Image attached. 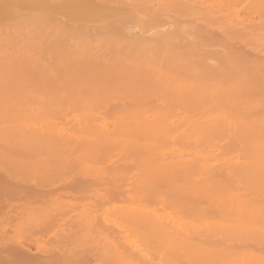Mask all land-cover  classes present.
Masks as SVG:
<instances>
[{
  "label": "rangeland",
  "instance_id": "374dc122",
  "mask_svg": "<svg viewBox=\"0 0 264 264\" xmlns=\"http://www.w3.org/2000/svg\"><path fill=\"white\" fill-rule=\"evenodd\" d=\"M195 1L197 2V0ZM200 1L198 0L199 4L202 3ZM207 1L213 3V0ZM249 1L251 0H241L240 4L242 5ZM191 2L193 7L194 1L190 0L189 4ZM196 2L195 6L198 4V2L197 4ZM197 6L200 7V5ZM200 8H203L204 11L206 9L204 8V6H201ZM254 9L255 8H253V10L251 9V13L248 12L249 14L243 12H240V14H242V16L244 15L243 17L245 18L253 17L252 12L254 11ZM139 13H141V11ZM253 15L254 17H258L255 12H253ZM130 17L131 18L128 19L126 18L127 20L119 17L118 20L117 18H114L113 21H111L112 19H109L110 21H102L100 23L95 22V24H91L69 20L64 17L62 18V16L59 14L50 16L49 20L38 22H30L31 20L26 21L25 14L11 17L10 15H0V65L2 64L1 66L3 67V64H7V66L11 64L9 68H12V64L21 65V67L26 65L23 69L28 70H26V72L24 73L22 69V74L20 73L21 75L19 77L18 71L20 70H17L16 72L18 73V76L16 75L15 71H12L13 69L17 68V66L14 65L13 67L15 68H13L10 72L11 74L12 72H14L13 74L19 78H15L14 76L13 78L9 77V79H5V77L7 76H5L4 74V79H0V124L2 125L0 128V167L4 166L5 164V166L8 167L9 165V167H11L12 175L10 174V170L8 171L9 174L4 173L5 176H7L6 179H8V181L16 182L15 178H17L18 175L20 176V178L24 177L21 180L23 184H27H25V190L23 189L25 187H23L22 189L20 188L21 191L20 189L15 191V194H17L18 196L20 195L21 197H25H22L20 199V196L18 197L17 195H15L17 196L14 198L15 201H17L18 198L21 202H25L26 200L30 201L29 198L33 200L34 196L39 193L40 195L45 194V196H47V199L45 197L46 201L41 199L43 200L42 203L45 204L48 201V197L50 198L54 194V192H52L53 187H55L54 190L57 191L56 186H60V188H62V190H60L63 192L58 190L59 194H65L66 192V195H68V193H75V189H72V187L69 188L68 186L64 185L65 188L63 190L64 186H62L61 184H66L67 182L69 183L70 181H72V179H88L94 181L97 178H101L103 174L101 170L103 168V164L105 162H108V160L106 161L105 159L108 156L106 155L102 157L99 155H95V157L90 159L85 157L84 153L78 152L77 148L91 146L90 144L88 145L86 143L84 145V143H81L80 140H85V136L92 138L95 135L93 132L95 131V125L99 124L106 116L108 117V115L116 114V112L98 111V99L102 100H100L101 105L104 104V102L105 104H108L106 106H110L111 103H117L120 106H124L126 104L131 105L130 103L137 104L141 102L143 105L145 104L144 102H146V98H144V96L139 93L138 89H135L138 88V86H133L132 82H135V84L137 82L138 84L139 82L143 83V81L145 82L146 80H149L148 82H152L154 80L153 83L155 81L156 83L160 82L158 83L159 85L157 84L158 86H163L162 84H164V88H161L160 86V88L158 87V89H161V91L163 90V93L170 96L171 100L173 98L172 96L179 97V99H174H177V103H175L176 105L179 104L178 100L180 101V97L185 98L187 94L186 92L188 89H186L185 87H187L188 85H186V83H191L188 87L195 92L196 87L200 88L201 86L202 88H200V91L198 90L197 92H202L204 88L205 91L203 92H206V94L202 95L204 101L207 100V95H210V98L208 97L207 102L205 101V103L203 104H200L199 102L200 105L196 103L192 106L193 108H189V104L186 108L185 105L189 103V100L190 103H194L192 102L194 100L191 101V98L189 97V95H187L190 99L188 100L186 97V101L188 100V102H185V105L183 103L179 104L180 107L178 108L177 105L176 111L168 112L172 113L173 115L170 117V120H172L173 123L175 122L177 124V127H171L176 130L173 133V140H176V147H179V150L181 152L179 153V155L183 157L182 159L185 163H194L196 162L195 160L199 157L200 162H202L203 164L215 168L220 166L218 170L221 171V169L223 168V166H221L223 160L221 159V157H217V155L221 152L222 148L234 146L235 149L237 147L243 149L247 148L248 146H252L258 149L257 153L259 151L260 153L256 155V158L251 156V153L247 154V156L249 155L253 158L241 159L249 162V165L243 167L244 172L241 175L229 177L233 178V181L226 177V175H218L219 173L213 174V171L205 170L204 168H200L199 166H193L194 168H198L199 170L194 171L192 174L186 175L129 174L127 175V178L129 179L121 181V185H118L117 183L116 186H119L118 188L116 187L117 189H113L112 183L108 181H105L107 183H104V185L101 183L96 184L98 189L105 190V195H107L108 198L110 197V199L105 197V199L107 198L108 200L105 201L103 207H101L102 211L103 209L107 211L111 209L120 212L118 218L115 215V220L119 219L122 224L125 223L124 225L128 226L129 228L132 225L133 228L134 224L136 223V225L143 224L148 226L147 219H149V215L157 212L160 214L161 220L158 218H154V220L158 219L159 222L158 220H155L156 223H153V229H156L158 227V229L161 230L159 231L157 229L158 233L160 232L161 237L162 235L163 237L157 243L153 242V245H150V243H148V240L144 238L142 231L140 233L139 230V234L137 233V231L135 232L134 229L132 232L130 230L131 234L134 232L133 236L128 233L132 236H128L131 238V240L128 237L126 238L127 240H113L110 237H104L106 241H102V239L104 240V238L100 240L99 238H96L94 236L96 240H91L98 243L97 239H99V243L101 242L103 244V248L112 246L115 249L111 254L109 251H102L101 254L98 253V255H93V252L87 253L88 257L93 260L91 261L93 262L91 264H100L102 259L109 262V259L112 260V258L117 257L123 259L122 257L127 258L131 255L141 256L139 253L143 251L145 252V250L148 252L150 247L156 248L154 251H151L153 249L152 248L150 250V254H147L148 257H152L154 259H158L159 257L164 258V256H166L164 253L165 250L166 252L170 250V252H167L169 253L167 255H170L172 251L175 252L172 253V256L170 255L171 257H176V255H179L181 257L182 251L186 252L189 248V251L194 250L191 249V247L197 249L199 244H204V248L207 247V245H211H209L210 237L206 235H204V237L201 236L203 239L198 238L197 240H191L189 238L182 237L181 235L183 234L179 232V227H183L188 231H191V229L195 227V221L198 217L203 218L208 216L205 215L206 211L213 212L231 210L230 212H233L232 210H234V212H236L238 209V212H240L241 209L238 208L237 205L241 202L246 201L245 203H248L253 199L259 201L262 200V202H264V181H260V179H264V140L260 136V134L264 132V129L260 125L256 124L254 127H252L253 118L264 120V106H255L254 102L248 100L249 97L243 98L242 101H236L235 103H231L223 99L221 93H219L220 91H216L218 89L215 86L217 85V83L225 81V78L222 75L223 72L218 69L221 63L224 64L225 60L221 58H215L214 56H209L208 58L201 54L195 55L193 57L191 56V54L186 52L185 47L174 48L161 42L162 36L165 34V32L169 31L167 29V25L169 26V23L166 20L163 21L155 18L147 19V17L138 14ZM23 19L24 22H22ZM199 22L200 25L201 21L199 20ZM196 23L198 24V22ZM153 49H157L158 51L163 52L165 51V54H161L162 56H160V52L146 56L145 61L147 63H149V61L154 62L152 63L154 67L161 68V70H158V72L157 70L148 72L149 70L145 71V68L142 67L139 68L142 70H138V64L136 65V62L132 61L133 59L131 60L132 63L130 62L131 57H125L128 58L127 62L124 61L125 58L123 60H121L122 58L119 60L114 59L113 62H111V65L113 66L110 65V67H112L111 73L99 72V70H102V68H98L97 65L99 67L100 64L101 67L106 66V64H98L99 62H102L100 60H98L99 62H94L93 68L85 66L88 65L91 67V64L93 65V63H89L88 61L89 59L90 61H95L91 58H94L93 53L96 51H99L101 53V56H111V52L118 53L123 50V52H125V50L144 52ZM148 57L150 58V60L148 59L149 61H147ZM195 58L203 59L202 63L207 61L208 65H212L213 67L217 68L218 71L210 65L209 66L212 68L214 73L211 72L209 68L205 69L203 68V66L198 67L200 66L198 64L200 62L196 61ZM152 60H155L157 62ZM194 61L196 63H194ZM152 64H150V66ZM28 65L31 67H28ZM7 66L4 67H6L9 72L11 68L8 69ZM42 66H46L47 69H44ZM190 66L193 67L194 72L190 71L192 70L189 69ZM39 67L43 69L42 72L44 74H38L39 72H41L39 70H42L39 69ZM48 67H57L52 68L54 70H57L58 67H61V70L59 69L58 71L49 74L52 72V69L51 72H46L50 70L48 69ZM62 67H67V69L64 70L62 69ZM175 67H177L178 72H176L177 70L175 69ZM180 67L181 69L184 68L185 71L183 70L182 72V70L178 69ZM194 67L196 68L194 69ZM31 68L33 72V69H35L34 73L37 72L36 69L39 72L37 74H33V72H30ZM173 68L175 70H172ZM159 71L161 72L160 77ZM10 82L11 84H9ZM112 82L119 83V86H106V84H111ZM175 82L177 84H175ZM250 82L253 89H257V87L264 88V84H262L258 80H252ZM192 83H194L196 87H193ZM175 85H177L176 90H174ZM203 86L209 88L207 89L208 93L205 89L206 87ZM158 89H155L153 91H157ZM174 91L176 94H174ZM211 93L213 94V96ZM195 98L197 99V94ZM170 99L168 100L170 101ZM168 102L166 103V105H172L175 101H173L171 104ZM181 105H183L184 107H182ZM157 113V111H149L147 113H145V111H140L139 114H143L146 116L131 123L132 129H137L136 132L140 134V138H147L149 136L146 135H153V133H148L153 130L152 126L154 125V122L156 120L154 116ZM204 114L211 115L212 117H210L209 119L201 118L200 115L202 116ZM83 116H88V118L84 119ZM21 118L25 120V123L29 122V126H31V124L32 126L28 127L26 125V127L23 129H21V127L19 128ZM201 120L203 121V123ZM202 124L204 125V127H208L209 124V127L212 128V131H210L208 127L210 135L201 134L200 136V132H198L196 138L193 134L192 137L196 139L194 140L190 136V134H188V131H192L197 129L198 127H202ZM59 127L62 128L58 129ZM108 127L111 128L112 126L108 124ZM193 127H195V129H193ZM38 129L43 131L38 132ZM200 129L198 128L197 130L199 131ZM202 129L201 131L205 130ZM58 130H61L65 134L67 133V136H70H66V138L62 139V141H57L56 137L58 136V134L55 137L54 133ZM87 133L89 134L87 135ZM59 140H61L60 137ZM200 145H209V148L211 147L212 150H207L206 152H204V150H202V146ZM57 147H60V149H62L58 151L56 150ZM237 157L238 155L236 154V152H233L231 154L232 160L236 159ZM53 162L54 164H56L55 162H62V164L74 163L75 165L82 164L83 162H90L92 165H95V168L98 167V164L99 167L96 170L92 169L89 172H84L81 169V171H79V169L77 171L76 167H74L76 168V170L72 169V166V168L64 169V171L62 170V172L52 176V178H50V176V180L48 181L52 182L51 185H47V183H49L47 181L45 184V181L41 180V177V179L38 178L43 174L42 172H44V168H41L42 172H38L41 173V175L39 174L37 178L34 177L36 168L35 170H33L30 169L32 168L30 166H34L37 163H43L44 165L45 163ZM102 162L103 164H101ZM254 162H257L258 164L254 165ZM65 166H67V164H65ZM31 170L33 171L31 172ZM31 173L33 176H31ZM38 173L36 172V174ZM13 174L16 176L15 178L13 177ZM20 174H22V177ZM28 174H30L31 177H29ZM20 178H17L16 180H18L19 182ZM166 178H180L181 180H163ZM52 179H54V183ZM41 181H43L44 183H41ZM32 182H35L36 184H38L39 182V185H36L35 183L34 185ZM47 188L52 189L49 190ZM112 190L115 191L119 196H123L126 198L127 196H131L130 200L131 198L134 200L127 202L126 199H123L125 202L122 200V203L126 205L121 204V206H123L119 207L120 205L117 204V206L114 208L113 205L118 203V201L120 200L116 201V198H111ZM20 201L18 202L16 207L22 208L20 206ZM20 208H16L17 210L10 209L7 213L9 214V212H11V215L16 217V213L20 212L19 210H21ZM23 208V212L28 209L25 208V210H23ZM63 210L66 214H63V212H61L63 215L60 214L62 217L59 216V218H56L57 220L55 219L56 222L59 220L57 223L55 222V224L50 223L52 222L53 218H51L50 222L47 221V217L49 216L50 218V215L45 218L41 217L40 222L35 223V225L33 226L40 227L39 225H41L42 227L40 228H44L46 225L50 226V228H39V231L35 230L36 236L27 234L25 235V237L24 235H21L25 238L22 237L21 239V236H19V240L17 241L16 234L13 235V237H16H11V235L15 233L14 230L12 232L13 228L11 229V227H9L10 224L8 225V228L6 226V230L8 231L6 232V234L9 233L10 236L7 235V237H9L7 239H3V237H1L2 239L0 238V243H4L2 245L9 244L11 242L16 243L17 245L19 243L18 247L23 248H20L21 250L19 249V251L21 252H18V250H0V264H46L47 261L45 258H47L52 253V245L50 244L52 238L60 235L63 236V233H67V235L70 234L71 237L73 236V238L79 239L78 237L81 236L80 232H82L83 234L84 227L81 228V223V226L79 225V223H72V217H76L78 214H76L75 212L78 211L73 210L72 212V210L70 211L69 209L68 212V209H66V211L69 213V215H67L68 213L65 211V209ZM259 210L260 209H258V211H256L255 209L252 211L246 210V212L248 211L251 214H255L256 212H259ZM12 211H16V213ZM243 212H245V210L241 211V213ZM261 214H263V211ZM255 216H259L258 213ZM157 217L159 216L157 215ZM71 218L72 224L69 223V220ZM46 222L47 224H45ZM70 225H72V227H70ZM260 225L261 222L257 221L253 222L250 227H260ZM65 226L68 227L66 228L68 229V231L63 228ZM147 226H144V229H146V231L148 230ZM93 228L94 227H92L90 231H92ZM94 229L95 231L97 230L96 228ZM61 230H63V233L61 232ZM258 230L256 229V232H241V234L238 232L231 233L229 232V230L228 232L232 235L228 236L227 239L225 238L220 241L221 243L223 241V244H226L225 241L229 240V243L226 246H224L225 244L223 245L220 244V242H217L218 244H220L218 246L215 241H213V244H215L216 247L218 246V248L220 249L221 246L223 248L227 247L226 249L228 250H231V248L232 250H238L242 246L244 247L246 245L247 250L254 251L258 255H264V234H260L263 233L261 231H259L258 234ZM143 231L146 232L145 230ZM6 234H4L3 236H5ZM242 234H245V237L242 236ZM28 235L30 236V239ZM237 236H242L243 238H238ZM229 237L231 239H229ZM232 237L238 238L245 243H242L241 241L237 242V239L235 238L234 242V240H232ZM84 240H86V238ZM87 240L89 239L87 238ZM230 241H232L233 244H230ZM35 242H38V245ZM247 242H250L251 244ZM213 244L211 247L214 248ZM247 244L251 246H248ZM194 245L195 247H193ZM199 248L201 249V246ZM204 248L202 246V249ZM206 249H208V247ZM83 255L84 253L82 252H75L71 257H73V259L76 258V260H80L81 257L86 259L85 256L87 255H84V257ZM86 262H89L88 259ZM88 264H90V262Z\"/></svg>",
  "mask_w": 264,
  "mask_h": 264
},
{
  "label": "bare ground",
  "instance_id": "6f19581e",
  "mask_svg": "<svg viewBox=\"0 0 264 264\" xmlns=\"http://www.w3.org/2000/svg\"><path fill=\"white\" fill-rule=\"evenodd\" d=\"M189 1L190 0H0V15H10L11 17V16H17L20 14H25L26 21L31 20L30 22H33V21L38 22V21L49 20L50 16L59 14L62 16V18L64 17L69 20L79 21L82 23H91V24H95V22L100 23L102 21L106 22V21H110L111 19H112L111 21H113L114 18H117L118 20L119 17H122V19H126V18L128 19V18H131L130 16H135L136 14L145 16L147 17V19L155 18V19H160L163 21L166 20L169 23V26L167 25L168 27L167 29L169 31L165 32V34L162 36L161 42L167 44L168 46H172L174 48L185 47L186 52L191 54V56L193 57L195 55L201 54L208 58L209 56H214L215 58H221L225 60L224 64L221 63L220 66L218 67V69H220L223 72L222 75L224 76L225 81L219 82L215 86L218 89L216 91H220L219 93H221L223 99L231 103H235L236 101H242L243 98L249 97L248 100L254 102L255 106L257 107L264 106V88L257 87V89H253L251 87L252 84L250 82L252 80H258L262 84H264V0H261V1L251 0L242 5L240 4L241 0H226V1L217 0L218 2L216 0L214 2L213 0L212 1L213 3L208 2L207 0L206 1L199 0L200 2H202L201 4H199L198 0H197L198 4L195 0H191V1H194L193 7H192V2L190 3L191 4L190 5ZM195 2L197 5H200V7L204 6V8H206L205 11L203 10V8H200L197 5L195 6ZM253 8H255L253 12H255V14H257L258 17H254L253 12H252L253 17H250V18H245L243 17L244 15L242 16V14H240V12L249 14L248 12L251 13V9L253 10ZM140 11L141 13H139ZM196 18L198 19V21ZM199 20L201 21L200 25H199L200 23ZM22 22H24V19ZM196 22H198V24ZM123 51L118 52V53L111 52V56H106V55L101 56V53L99 51H96L93 53L94 58H91V59H94L95 61H92V60L90 61V59L88 61L89 63H93V65L91 64V67L88 65H85V66L89 68H93L94 62L96 63L98 60H100L102 62L98 61L99 62L98 64L102 63V65L106 64V66L101 67V64H100V67H99L97 65L98 68H102V70H99V72L111 73L112 67H110V65L114 59L119 60L122 58L121 60H123L125 57H128V58L131 57L130 62L133 59L132 61H135L136 65L138 64L137 66L138 70H142V69H139L141 67L145 68V71L149 70L148 72H153V70L154 71L157 70L158 72V70H161V68H156L153 66L152 63L154 62L149 61L150 60L149 57L147 58V61H149V63H147L145 59L147 55H152V54H156L159 52H160V56H162L163 54H165L164 53L165 51L164 52L158 51L157 49L144 51V52H139L135 50L133 51L125 50V52ZM128 58H125L126 60L124 59V61L127 62ZM195 59L196 61L200 62L198 63L200 65L198 67L203 66V68L205 69L209 68V70L214 73V71L211 68L213 66L209 64L211 66L210 67L207 61L202 63L203 59L201 58H195ZM155 60H152V61H155ZM194 63L196 62L194 61ZM150 64L152 65L150 66ZM1 65H0V76H1L0 79H4L3 78L4 74L5 76H7V77L4 76L5 79L6 78L9 79V77L13 78L15 76L13 74L14 72H12L11 74L10 71L13 68H15L13 67L14 65L17 66L18 69L15 68L12 71H15L16 73L17 70H20L18 71L19 77H20V75L22 74L21 70L25 68L26 66L25 65L21 67V65L12 64V68L10 67L11 68L10 69L9 66L11 64H9L8 66L7 64L5 65L3 64V67ZM4 66H7L8 69H10L9 72L7 68ZM19 66L21 69L19 68ZM28 67H31V66L28 65ZM42 67L44 69H47V67L46 68L44 66ZM52 68H57V67H48V69L50 70L46 72H51ZM60 68L61 67H58L57 70L52 69V72L49 74H52L55 71H58ZM195 68L196 67H194V69ZM39 69H42V68L39 67ZM62 69L66 70L67 67L65 68L62 67ZM175 69L177 70V67H175ZM175 69L173 68L172 70H175ZM178 69L182 70V72L184 70V68L181 69V67ZM189 69H192L190 71L194 72L193 67L190 66ZM215 69L218 71L217 68ZM4 70H6L7 72ZM26 70L27 69L25 70L23 69V72L25 73ZM33 70L35 72V69ZM36 71L37 72L34 73L31 68L30 72H33V74H37L39 71H41L38 73L39 75H41L40 73H43L42 72L43 69L39 71L36 69ZM176 72H178V70ZM160 73L161 72L159 71V77H160ZM17 74L18 73H16V75ZM19 77L15 76V78H19ZM146 81L148 82L149 80H146ZM146 81L145 82L143 81V83L139 82L138 84L137 82L136 84L135 82H132L133 86H138V88H135V89H138L139 93H141V95H143L144 98H146L145 99L146 102H144L145 103L144 105L141 102L137 104L130 103L131 105L126 104L124 106H120L117 103L115 104L109 103L110 106H106L108 104H105V102L104 104L101 105V101H102L101 99H98L97 100L98 102L96 101L97 106H99L98 111L116 112V114L108 115V117L106 116L99 124H96L95 131H93L95 135L93 137L91 136L92 138L88 136L87 137L83 136L85 140H80L81 143L82 142L84 143V145L86 143L88 145L90 144L91 146H85L83 148H77V149H78V152L84 153V156L90 159L95 157V155H99L102 157L107 155L108 157L105 159L106 161L108 160V162H105L104 164L103 162L101 163L103 164V168L101 170L103 174L101 178H97L94 181L88 180V179H81V180L72 179V181H70L69 183L73 185H70L68 182L66 184L64 183L61 184L62 186L65 185V186H68L69 188L72 187V189H75L74 190L75 193L77 192L76 194L68 193V195H66V192L65 194L63 193L59 194L58 190L60 189L62 190V188H60V186L59 187L56 186L57 188V191H56L54 190L55 187L51 186L53 187V189L52 188L51 189H52V192H54V194L52 195V197L50 198L48 197L49 202L47 201V203L43 204L42 201L43 200L46 201L47 196H45V194L40 195L39 193L35 195L36 198L34 196L33 200L29 198L30 201L25 199L26 200V201L24 200L25 202H21L19 198L21 199L22 197H25V196L21 197L19 195L20 196L19 197L17 194H15V191L20 188L22 189L23 187L27 185L26 183L23 184L21 180L24 177H22V174H20L22 178H20V176L17 175V178H20L21 180V181L19 180L18 182V180H16L17 178H15L16 176L13 174L14 175L13 177L15 178L16 182L14 181L10 182L8 181V179H6L7 176H5L4 173L9 174L8 171L10 170V174H11V167H9V165L8 167L5 166L6 164L4 165L5 168L4 166H1L2 168L0 167V235H2L0 236V238L1 237H3V239L9 238L7 237L9 233L6 234V232H8L6 230V226L8 228L9 224H10L9 227H11V229L13 228L12 232L13 230L15 232L11 235V237L12 238L16 237V236L13 237V235L16 234L17 239L16 238L15 239L17 241L19 240L18 237L21 235L25 236L29 234L31 236H34L35 232L39 231V228L42 226L39 225L40 227H38V226H33V225H35V223L40 222L41 217L45 218L48 215H50L51 217L49 218L48 216L47 221L50 222L51 218H53L52 222L50 223L55 224L57 220L56 218H59V216L66 214L64 213L63 209H65V211L66 209H68L67 210L68 212L70 209V211L72 210V212L73 210L78 211V212H75L78 215L76 216L75 214L76 217H72L73 220L71 218L69 220V223H71V220H72V223L73 222L79 223V225L81 223L82 225V226L80 225L81 228L84 227L83 234L82 232H80L81 236L79 234L81 239L78 236L76 237H78L80 240L84 242H88L90 240L89 243H92L91 239L96 240V238H99L101 240L104 237H108V238L110 237L113 240L114 239L125 240L128 236L132 237L134 235V232L132 234L130 233V230L132 232L134 229V231L135 232L137 231V233H139V230H140V233L142 231L144 238L148 240V243H150V245H153L152 244L153 242L157 243L163 237V235L161 237L160 232L158 233L159 229L158 227L157 228L155 227L156 225L154 226L156 229H153V225H154L153 223H156L155 220L157 221L158 219L161 218L160 214L157 212H154L155 215L148 214L149 219L147 220H148L149 227L143 224L136 225L137 223L134 222L136 223L134 224V227L136 229L134 227L132 228L133 225L130 226V228H132L130 229L128 226L124 225L125 223L122 224V222H120L119 219L115 220V215L118 218L120 215V212H117L111 209H109L110 211L109 210L107 211L104 209L103 211L101 210V207H103L104 202L110 199V197L108 198V196L105 195V192H104L105 190L98 189L96 184L101 183L104 185V183H107L105 181H108L112 183L113 189H115L116 187L117 188L119 187V186H116L117 183L118 185L119 184L121 185L120 183L121 181H125L129 179L127 178V175L129 174H143V175L183 174V175H186V174H192L194 171L199 170L198 168H194L193 166H199L200 168H204L205 170L213 171V174L219 173L218 175H222V176L226 175V177L229 178V177L241 175L244 172L243 167L249 165V162L241 160V159L243 158L250 159L253 157L256 158V155L260 153V151L257 153L258 149L252 146H248L247 148H243V149L238 148V147L235 149L234 146H228L227 148H222L221 152L217 155V157H221V159L223 160L222 165H221L223 166L222 168L223 170L221 169V171L218 170L220 166L215 168V167H209L208 165L203 164L202 162H200L199 157L198 158L196 157L197 159L195 160L196 162L194 163L192 162L185 163L182 159L183 157L179 155V153L181 152L179 150L180 148L176 147V143H175L176 140L175 141L173 140V135H174L173 133L176 130L171 127L172 126L177 127V124L175 122L173 123V121L170 120V117L173 115L172 113H168V112L176 111L177 105H178V108L180 107L179 104L183 103L185 105L186 104L185 102H188L190 98H191V101L194 100L192 101L194 103H190V100H189V103L185 105L186 108L188 107L189 104H190L189 108H191L196 103L199 104V102L200 104H203L205 103V101L206 102L208 101V97L210 95L208 94L207 95L208 97H206L207 100L204 101V98L202 96L206 94V92H203L205 91L204 88L202 92H197L198 90L200 91L201 86L200 88H197L196 85L192 83V86L196 87V92H195L194 90L192 91L188 87L191 83L189 84L186 83V85H188L187 87H185L186 89H188L186 92L187 94L185 98L180 97V101L178 100L179 104L176 105L175 103H177V99H179V97L172 96L173 98L171 97L172 98L171 100L170 96L163 93V90L161 91V89L160 90L158 89V87L160 88L161 86V85L158 86L159 85L158 83L160 82L156 83L155 81L153 83L154 80L153 81L151 80L152 82L147 83ZM9 84H11V82ZM59 84H65V83H59ZM175 84L177 83L175 82ZM107 85L110 87H117L119 86V83L112 82L111 84H106V86ZM162 85L164 86V84ZM257 85H260V84H257ZM163 86H161V88ZM176 86L177 85H175L174 90H176ZM203 87H206V86H203ZM185 88H182V89H185ZM155 89H158V90L153 91ZM205 89L207 90L209 88L206 87ZM200 93H203V94H200ZM207 93H208V90H207ZM174 94H176L175 91H174ZM196 94H197V99L195 98ZM187 95H189L190 98H188ZM190 95L191 96L194 95L193 96L194 98L191 97ZM253 96H259V97H253ZM186 97L188 99L187 101H186ZM198 97H199V100H198ZM175 98L177 99L174 100ZM183 98H184V101H183ZM168 99H170V101ZM195 99H196V102H195ZM165 101L167 102L169 101L168 103L170 104L173 101L175 102H173L172 105H166L167 102ZM181 106L184 107L183 105ZM140 111H145V113L149 111L158 112L154 116L156 120L154 122V125L152 126L153 130H151L148 133V134L153 133V135L152 136L146 135V136H149L147 138H140V134L136 132L137 129L133 130L134 128L132 129L131 127V123L146 116L143 114H139ZM101 116H105V115H101ZM83 117L84 119L88 118V116H83ZM200 117L209 119L212 116L204 114L202 116L200 115ZM20 120L21 122L19 124V128L21 127V129H23L26 127V125L28 127L32 126V124L31 126H29L28 124L29 122L25 123L24 119L21 118ZM22 120L24 121V124ZM108 124H110L112 127L109 128ZM209 124H208V127L210 126ZM255 124L260 125L264 129V120L253 118L252 127H254ZM1 126L2 125L0 124V128ZM202 127H198V128L199 129L201 128L202 130L205 129L204 131H201V129L198 131L197 127H196L197 129L193 127V129L195 130H192V131L189 130L188 134H190L191 137L194 134V137L196 138H197L198 132H200V136L201 134L210 135V132L208 131V127L205 126L206 127L205 128L203 124H202ZM60 128L62 127H59L58 129ZM209 130L212 131V128L209 127ZM40 131L41 130L38 129V132ZM59 131L61 130L56 131L54 135L56 137L58 134V136L56 137V140L62 141V139L66 138L67 133L65 134L63 131L61 132ZM88 134L89 133H87V135ZM69 136L70 135H68L67 137ZM260 136L264 140V132L260 134ZM59 137L61 140H59ZM200 146H202L203 148L202 150H204V152H206L207 150L208 151L212 150L211 147L209 148V145H206V146L200 145ZM61 149L60 147L56 148V150L58 151H60ZM233 152H236L238 157L232 160L231 154ZM251 153H252L251 156L253 157H250L249 155L247 156V154H251ZM55 163L56 164H54V162L45 163L44 165L43 163L42 164L37 163L36 165L33 164L34 166H30L32 167L30 169L35 170L36 168V171L34 172L35 174L34 177L37 178L39 174L41 175V173H38V172H40L44 168L43 169L44 172L41 171L43 174L39 176L38 178L41 177L42 179L41 178L40 179L45 181V184H46V181L49 182L48 180H50L49 179L50 176H51L50 178H52V176L57 175L58 173L62 172V170L64 171V169L72 168V166H73L72 169L76 170L77 168V171L79 169V171L83 170L84 172H89L92 169L96 170L99 167V164H98L97 165L98 167L95 168V165H92L90 162H83L82 164H78V165H75L74 163H63V164L62 162L61 163L55 162ZM65 164H67V166H65ZM71 164H74L75 166ZM253 164L257 165L258 163L254 162ZM33 170H31V172ZM36 172L38 174H36ZM28 176L31 177L33 175L31 173V176L30 174H28ZM229 179L233 181V178H229ZM159 180H162V179H159ZM163 180H181V179L180 178H174V179L166 178ZM261 180L264 181V179H260V181ZM43 181H41V183H44ZM52 181L54 183V179H52ZM25 182H28V181H25ZM50 182L47 183V185L48 184L51 185L52 182L51 183ZM32 183L34 184L35 182H32ZM36 185H39V182ZM65 186L63 187V190ZM23 189L25 190L26 187ZM114 192L115 191L112 190L111 198L113 199L116 198V201L120 200L118 201V203L113 205L114 208L117 206V204L120 205V206L118 205L119 207L126 205L122 203L124 201L123 199H126L127 202L134 200L132 198L130 200L131 196L130 197L127 196L126 198L123 196H119L116 194V192L115 193ZM15 195L19 197L17 201H15L14 199L15 197H17ZM105 197H107L108 199L107 198L105 199ZM37 198H40V199H37ZM253 200L248 203H245L246 201L241 202L237 205V207L240 208L241 211L245 210V212L246 210H250V211L254 209L256 211H258V209L261 210V211L259 210V212L253 211V212H256L255 214H251L248 211L246 213L245 212L241 213L240 209H239L240 212H238V209L237 211L235 210L236 212H234V210H232L233 212H230L231 210L230 211L222 210V211H213V212L206 211V213L203 211L205 215H208L207 217H203V218L198 217L195 221V227L191 229V231H188L187 229L183 227L182 228L179 227L180 228L179 232L183 234L181 235L182 237L189 238L191 240H197L198 238L203 239L202 237H204V235L209 236L210 237L209 245L211 246L214 243L213 241H215L218 246L220 244H223V241L222 243L220 241L225 238L227 239L228 236L232 235L229 232L231 233L238 232L241 234V232L242 233L251 232V231L256 232V229L257 230L259 229L257 231L258 234H259V231L263 232L260 234H264V202H262V200L261 201L255 200V199ZM19 201L21 202L20 206L22 208L24 207L23 210H25V208L26 209L28 208L27 209L28 212L27 210L23 212L22 208L16 207ZM121 204L123 205L121 206ZM15 207L17 209L19 208L21 209L19 210L20 212H18L19 214L16 213V211H12L17 214L16 217L12 216L11 212H9V214L7 213L10 209L17 210ZM262 211H263V214H261ZM61 212H63V214ZM257 213L259 216H255L257 215ZM156 214L159 217H157ZM67 215H69V213ZM109 216H111L112 218ZM154 218H158V219L154 220ZM205 218L208 220H206ZM257 221L261 222L260 227L254 226L255 227L254 228L252 226L253 228H251L250 225L253 222H257ZM45 224H47V222ZM43 225H44V222H43ZM67 226L63 228L66 229L68 228ZM144 226L145 227L147 226V229H148L147 231L146 229H144ZM70 227H72V225H70ZM92 227L96 228L97 230L95 231V229L93 228L94 231L93 230H92L93 232L90 231ZM44 228H46V225ZM44 228H40V229H44ZM142 229L145 230L146 232H144ZM66 230L68 231V229ZM61 232L63 233V230H61ZM128 233H130L132 236ZM4 234L6 235L3 236ZM29 235L28 237L30 239ZM64 235H65V238L66 236L67 237L70 236V234L67 235V233H63V236ZM242 236L245 237V234H242ZM242 236H239V237L237 236V237L240 238ZM22 237L23 236H21L20 238L22 239ZM83 237L84 239L86 238L87 240L88 238L89 240L86 241L83 239ZM235 237H232L233 238L232 240H234V242H235V239H237V242L241 241L240 239L235 238ZM68 238L72 239L73 236L72 237L70 236ZM99 239H97L98 242H99ZM229 239L231 238L229 237ZM102 241H106L105 238L104 240L102 239ZM217 242H220V244H218ZM225 242L226 244L224 243L225 244V245L223 244L224 246H226L229 243V240L228 241L226 240ZM242 243H245V242H242ZM247 243H250V242H247ZM0 244H1L0 250H6V249L7 250H18V252H21L19 251V249L23 248V247H18L19 243L18 245L12 242L9 244H5V245H2L4 243H0ZM36 244L38 245V242ZM230 244H233V242L230 241ZM199 245L201 246V249L199 248L200 247ZM199 245H198L199 249L198 248L195 249L191 247V249H194V250L189 251L190 250L189 248L187 249L186 252L182 251L181 257L179 255L178 256L176 255V257L175 256L171 257L174 251L171 250L172 253L170 254L171 255L170 256V255H167L169 254L167 252L168 251L170 252V250H168L167 252L165 250L164 253L168 257L164 256V258L159 257L158 259H154L152 257H148L147 255V254H150V250L152 248L153 249L151 251H154L156 249L154 247L152 248L150 247L148 252L145 250V252L143 251L139 253L141 256L131 255L130 257L128 256L129 258L122 257L123 259H121L120 257L119 258L117 257V258H112V260L109 259V262L107 260L102 259L100 264H264V255H258L254 251L247 250L246 248L247 246L245 244H244L245 245L244 247L241 245L242 247L239 248L238 250H234V249L232 250L231 248L232 251L226 249L227 247L223 248L222 246L220 249L218 248V246L216 247L215 244H213L214 248L207 245L208 249H206L207 247L204 248V244L203 245L199 244ZM247 245L251 246L249 244ZM202 246L204 249H202ZM193 247H195V245ZM24 253H28V252H24ZM84 259L85 258L81 257L80 260H76V258L73 259L70 256L64 259L62 258L61 260H54V259L47 260L46 259L47 263L46 262L45 263L46 264H84V263L88 264L89 262L90 264L93 263L91 262L93 260H91L90 257H86V259L85 260ZM87 259L89 261L88 263L86 262Z\"/></svg>",
  "mask_w": 264,
  "mask_h": 264
},
{
  "label": "crops",
  "instance_id": "0c3cea01",
  "mask_svg": "<svg viewBox=\"0 0 264 264\" xmlns=\"http://www.w3.org/2000/svg\"><path fill=\"white\" fill-rule=\"evenodd\" d=\"M49 228L50 226H46V229ZM89 242L90 240L88 242H84L76 238L69 239L67 236L65 238V236L62 237V235L57 236V238L54 237L51 239L50 242V244L52 245V253L45 259L61 260L62 258L64 259L66 257L72 256L75 252H82L84 253V255H87V253L89 252H93V255H98V253L101 254L102 251H109L111 254L112 251L115 249L112 246L103 248V244L101 242L97 243L93 240L92 243ZM86 257H88V255Z\"/></svg>",
  "mask_w": 264,
  "mask_h": 264
}]
</instances>
